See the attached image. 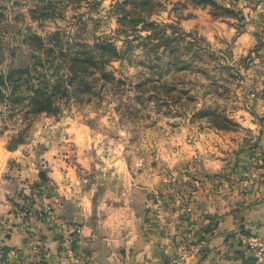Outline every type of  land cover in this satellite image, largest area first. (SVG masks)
<instances>
[{
	"label": "rangeland",
	"instance_id": "rangeland-1",
	"mask_svg": "<svg viewBox=\"0 0 264 264\" xmlns=\"http://www.w3.org/2000/svg\"><path fill=\"white\" fill-rule=\"evenodd\" d=\"M124 1L0 0V148L50 151L78 174L86 163L139 174L253 146L264 131V28L247 34L228 0L215 2L230 12L151 0L153 28H132ZM98 43L111 47L97 48L108 75L73 81L55 111L24 114L32 88L65 80L62 52Z\"/></svg>",
	"mask_w": 264,
	"mask_h": 264
},
{
	"label": "crops",
	"instance_id": "crops-1",
	"mask_svg": "<svg viewBox=\"0 0 264 264\" xmlns=\"http://www.w3.org/2000/svg\"><path fill=\"white\" fill-rule=\"evenodd\" d=\"M227 5L247 34L264 28V0ZM262 133L253 146L172 161L170 174L123 164L106 174L87 163L78 174L50 151L0 148V264H260L240 238L264 236ZM60 223L76 236L70 259L61 257Z\"/></svg>",
	"mask_w": 264,
	"mask_h": 264
},
{
	"label": "trees",
	"instance_id": "trees-1",
	"mask_svg": "<svg viewBox=\"0 0 264 264\" xmlns=\"http://www.w3.org/2000/svg\"><path fill=\"white\" fill-rule=\"evenodd\" d=\"M205 2L207 6L216 7L223 11L230 12L224 6L216 4L215 0H200ZM131 7L124 12L121 18V22L124 24L130 25L132 28L138 22H142L143 27H152L154 23L147 20V17L152 12L154 6L151 0H129ZM127 3L125 0L122 3V6ZM240 12H238L239 15ZM129 18H127V16ZM242 17H239L241 21ZM168 36H165L164 43ZM80 48L74 49V47L69 48L66 52H62L63 59L67 61V71L65 73V80H61V78H55L53 81L45 79L40 82L37 88H32L31 94H28V100L26 103V111L24 114H28L29 112L39 113V112H52L55 111L54 103L55 99L62 98L64 95L68 94L69 88H73V81L78 80V83L83 82V80L89 76V74H100V76L108 75V73L104 70V64L107 61L108 55L105 54L104 51H97V48L108 47L109 44H95L93 46H88L86 44H79ZM110 47V46H109ZM111 48V47H110ZM104 50V48H103ZM46 51L51 52L50 48H47ZM65 53V54H64ZM68 56V58H67ZM94 74V75H95ZM12 76H9V80H13ZM66 82V83H65ZM14 83V82H13ZM15 88V83L13 84ZM87 85V84H86ZM69 87V88H68ZM71 90V91H73ZM43 177V173L41 174ZM27 198L21 196L18 197V201L22 206V209H27L22 204V201H25Z\"/></svg>",
	"mask_w": 264,
	"mask_h": 264
},
{
	"label": "built area",
	"instance_id": "built-area-1",
	"mask_svg": "<svg viewBox=\"0 0 264 264\" xmlns=\"http://www.w3.org/2000/svg\"><path fill=\"white\" fill-rule=\"evenodd\" d=\"M177 198L179 199V201H181V204L183 205L182 210H187L186 200L181 195H177ZM158 203L160 202L158 201ZM44 212L46 211L44 210ZM42 213L43 210H40L39 215H41ZM60 227L62 231L63 246L61 251V257L64 259H70L74 256L72 245L76 241V236L74 231L68 230L67 226L60 223ZM240 239L241 244L244 245L249 252L258 256L260 264H264V236L260 237L258 235H242Z\"/></svg>",
	"mask_w": 264,
	"mask_h": 264
}]
</instances>
